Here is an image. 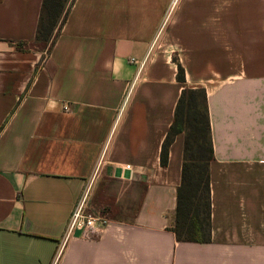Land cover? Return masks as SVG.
<instances>
[{"label":"crops","instance_id":"0c3cea01","mask_svg":"<svg viewBox=\"0 0 264 264\" xmlns=\"http://www.w3.org/2000/svg\"><path fill=\"white\" fill-rule=\"evenodd\" d=\"M42 2L0 0V264H264V0H69L48 41ZM186 87L207 94L208 242L169 229ZM98 181L110 225L65 240Z\"/></svg>","mask_w":264,"mask_h":264},{"label":"trees","instance_id":"16d2710c","mask_svg":"<svg viewBox=\"0 0 264 264\" xmlns=\"http://www.w3.org/2000/svg\"><path fill=\"white\" fill-rule=\"evenodd\" d=\"M69 0H43L37 40L48 41L61 23ZM178 80L185 82L179 64ZM184 133L181 182L170 230L179 241L208 242L211 239L210 162L214 159L207 94L203 87L184 88L178 99L174 119L162 143L160 161L166 165L169 148L179 133ZM108 215V214H107Z\"/></svg>","mask_w":264,"mask_h":264},{"label":"built area","instance_id":"2783aa9c","mask_svg":"<svg viewBox=\"0 0 264 264\" xmlns=\"http://www.w3.org/2000/svg\"><path fill=\"white\" fill-rule=\"evenodd\" d=\"M132 61L135 58H131ZM88 192H85L75 203L69 216L66 229L65 240L68 239L75 230H80L87 238H94L102 235L111 223L109 215L102 210L92 212L88 208Z\"/></svg>","mask_w":264,"mask_h":264},{"label":"rangeland","instance_id":"374dc122","mask_svg":"<svg viewBox=\"0 0 264 264\" xmlns=\"http://www.w3.org/2000/svg\"><path fill=\"white\" fill-rule=\"evenodd\" d=\"M96 184V185H95ZM94 184V187H92L91 192L89 193V195L87 196V201H88V208L92 211V212H97L102 210L104 213L109 214L108 211L109 209H107V206H105L107 203L104 204H99V203H95L93 202L94 200V195H96L98 192L97 188L101 186V181H98L97 183ZM104 193V191H103ZM102 194V190L101 193ZM103 195V194H102ZM100 199H104L103 196L102 198L100 197ZM104 202V201H103ZM102 203V202H101ZM104 205V206H103ZM109 206V205H108ZM130 213H127V215H129Z\"/></svg>","mask_w":264,"mask_h":264}]
</instances>
